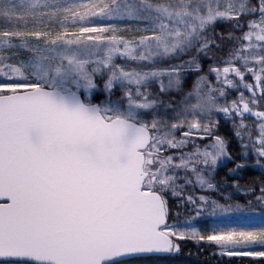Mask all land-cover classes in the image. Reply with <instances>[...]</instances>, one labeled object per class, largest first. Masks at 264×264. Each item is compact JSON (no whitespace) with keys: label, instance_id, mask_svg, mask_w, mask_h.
I'll return each mask as SVG.
<instances>
[{"label":"snow or ice","instance_id":"snow-or-ice-1","mask_svg":"<svg viewBox=\"0 0 264 264\" xmlns=\"http://www.w3.org/2000/svg\"><path fill=\"white\" fill-rule=\"evenodd\" d=\"M186 240L264 264V0H0V264Z\"/></svg>","mask_w":264,"mask_h":264},{"label":"trees","instance_id":"trees-1","mask_svg":"<svg viewBox=\"0 0 264 264\" xmlns=\"http://www.w3.org/2000/svg\"><path fill=\"white\" fill-rule=\"evenodd\" d=\"M249 120L251 119L249 118ZM226 127L227 125L225 127L222 126V130L226 129ZM222 174L223 170H221ZM259 175V171L250 170L241 182L245 183L250 177H258ZM213 251L212 248L204 244L197 245L192 240H186L181 243L179 252H172L164 257L145 258L140 262L145 264H254V261L258 259L252 258L241 261L235 257L212 255Z\"/></svg>","mask_w":264,"mask_h":264},{"label":"rangeland","instance_id":"rangeland-1","mask_svg":"<svg viewBox=\"0 0 264 264\" xmlns=\"http://www.w3.org/2000/svg\"><path fill=\"white\" fill-rule=\"evenodd\" d=\"M229 98L231 99V97H229ZM249 118L251 119V117H249ZM221 125L224 126V127L226 126L225 121L223 119H221ZM236 198L237 199H243V194H237V197ZM235 219H237L238 222H250V223H253V224H256V225H259L262 222L261 221V218L259 216H256L254 218H251L250 220H245L243 217H239V218H235ZM206 223H211V221H206ZM197 226H199V222H198ZM182 242L183 241H181V243ZM140 264H145V263H141L140 262Z\"/></svg>","mask_w":264,"mask_h":264},{"label":"water","instance_id":"water-1","mask_svg":"<svg viewBox=\"0 0 264 264\" xmlns=\"http://www.w3.org/2000/svg\"><path fill=\"white\" fill-rule=\"evenodd\" d=\"M167 254H169V253L154 254V255L147 256V257H161V256H166ZM147 257H145V258H147Z\"/></svg>","mask_w":264,"mask_h":264},{"label":"bare ground","instance_id":"bare-ground-1","mask_svg":"<svg viewBox=\"0 0 264 264\" xmlns=\"http://www.w3.org/2000/svg\"><path fill=\"white\" fill-rule=\"evenodd\" d=\"M233 95H235V93H233ZM232 98V97H231Z\"/></svg>","mask_w":264,"mask_h":264}]
</instances>
